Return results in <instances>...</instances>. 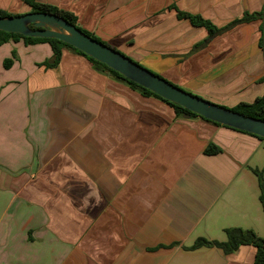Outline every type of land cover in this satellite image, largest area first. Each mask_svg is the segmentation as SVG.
<instances>
[{
    "label": "crops",
    "instance_id": "crops-1",
    "mask_svg": "<svg viewBox=\"0 0 264 264\" xmlns=\"http://www.w3.org/2000/svg\"><path fill=\"white\" fill-rule=\"evenodd\" d=\"M35 1L191 94L231 108L264 93V16L210 36L176 12L220 28L264 0ZM51 56L48 43L0 44V264H253L251 245L191 246L227 228L264 237V140L177 115L72 49L39 65Z\"/></svg>",
    "mask_w": 264,
    "mask_h": 264
},
{
    "label": "water",
    "instance_id": "water-1",
    "mask_svg": "<svg viewBox=\"0 0 264 264\" xmlns=\"http://www.w3.org/2000/svg\"><path fill=\"white\" fill-rule=\"evenodd\" d=\"M0 30L23 36L55 38L63 41L167 101L208 120L264 138L263 120L187 92L116 49L90 37L57 14L30 11L0 17Z\"/></svg>",
    "mask_w": 264,
    "mask_h": 264
},
{
    "label": "trees",
    "instance_id": "trees-1",
    "mask_svg": "<svg viewBox=\"0 0 264 264\" xmlns=\"http://www.w3.org/2000/svg\"><path fill=\"white\" fill-rule=\"evenodd\" d=\"M25 2L31 7L30 11H40V12H49V13L57 14L65 18L66 20H68L70 23L74 24L77 28L82 30L84 33H86L90 37L96 39L97 41H100L98 37L82 29L81 27L77 25V17L72 12L58 9L55 5H52V4L36 2L35 0H25ZM176 12L179 18H188L191 20L192 24L205 27L208 30L209 35L211 36L216 33L229 29L231 26L235 25L236 23L249 21L254 18H262L264 16V6L261 11H257L253 13H244V15L241 18L235 19L231 21L230 23H228L227 25L220 27V28L215 26L210 20L204 19L200 15H190L188 13L181 12L178 10H176ZM13 15H19V14H10L5 10L0 9V17H7V16H13ZM19 40H22L25 44L48 43L50 45L52 49V56L50 59L44 60L43 62L39 63V65L41 66H45L46 68H53L57 66L61 59L62 49L69 48L85 56L97 68L103 71H106L107 73H109L116 79L125 81L132 88L137 89L143 95L154 96L159 99H162L163 101H165L166 103H168L170 106L174 108V111L177 115H183V116H188V117L198 116L204 120L213 122L218 125H222L214 121L208 120L204 117H201L178 104H175L173 102L163 99L162 97L155 94L154 92L138 85L137 83L131 80H128L127 78L123 77L121 74L116 72L115 70L109 68L105 64L93 59L92 57L84 54L80 50L72 47L71 45L63 41H60L55 38L23 36L19 33H11V32L0 30V44L6 43L9 41L17 42ZM259 43H260L261 48L264 50V36L263 35L260 38ZM12 58H16L15 51L12 52ZM12 62L13 61L11 58H6L4 59L3 64L5 67H9ZM263 80H264V76H263ZM230 109L237 111L239 113H242L244 115L258 118L264 121V93L256 97L252 102H239L238 104L231 107ZM243 132H246V131H243ZM246 133H249V132H246ZM249 134L254 135L252 133H249ZM254 136L264 140L263 137H259L257 135H254ZM219 151L220 149L217 146L213 145L212 143H210L204 150L206 154H214ZM253 172L257 176V179H258V185L260 189L259 200H260V203L264 211V165L261 169H253ZM225 233H226L225 241H216V240L209 241L204 238H198L191 247L194 248V247H199V246H215V247L221 248L224 251V253L229 254V253L236 251L238 247L241 245H251L256 249L253 264H264V237L257 236L254 233V231L250 229H242V228H227L225 229Z\"/></svg>",
    "mask_w": 264,
    "mask_h": 264
},
{
    "label": "rangeland",
    "instance_id": "rangeland-1",
    "mask_svg": "<svg viewBox=\"0 0 264 264\" xmlns=\"http://www.w3.org/2000/svg\"><path fill=\"white\" fill-rule=\"evenodd\" d=\"M6 58H11L13 62L10 64V66H9V67H5V66H4V64L2 63V67H3L4 69H8V68H10V67L12 66V64H14V61H15V59H16V58H12V56H11V55H10V56H8V57H5V59H6ZM3 61H4V60H3ZM142 66H143V65H142Z\"/></svg>",
    "mask_w": 264,
    "mask_h": 264
}]
</instances>
